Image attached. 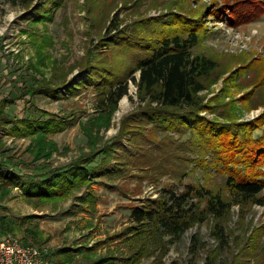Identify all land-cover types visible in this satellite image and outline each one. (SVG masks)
Returning <instances> with one entry per match:
<instances>
[{
  "label": "rangeland",
  "instance_id": "374dc122",
  "mask_svg": "<svg viewBox=\"0 0 264 264\" xmlns=\"http://www.w3.org/2000/svg\"><path fill=\"white\" fill-rule=\"evenodd\" d=\"M61 1L60 6L49 9V20L33 22L25 19L28 14L35 17L32 8L25 10L0 0V101L11 97L15 100L0 110L1 128L4 116H37L41 111L55 119L63 117L66 120L63 129L47 134V140L54 142L49 157L36 161L32 160L34 155L31 153L36 136H13L2 129L4 140L0 144V159L8 167L11 165L21 183L26 175L44 165H63L81 153L89 152V139L82 125L97 114L95 84L87 81L86 88L74 95H68L59 85L72 80L85 81L90 72H97L88 66L81 69L84 64L94 63L99 71L105 68L109 74L117 75L124 74L132 65L133 58L128 49L102 45L101 39L107 36L108 25L113 21L119 22V28L136 26L143 32H153L162 27L158 22L163 18H193L194 29L201 33L203 25L205 30L192 52L204 54L217 62V71L205 81V89L198 94L202 103L213 105L215 111L204 110L200 114L209 120H224L222 112L230 111L231 114L225 117L245 122L264 111V92L263 98L258 99L257 96L261 95L258 88L251 104L247 103V98L243 99L253 83H259L263 77L264 72L259 73V69L261 63L264 65V15L253 23L237 27L229 25L226 16L218 18L216 14H210L224 0ZM42 2L35 0L33 6ZM44 84L50 86L46 88ZM127 92L111 112L107 126L91 131L95 148L114 137L121 119L137 108V87L131 81H128ZM149 159L147 156L139 162L143 169H128L122 176L112 179L93 178L95 181L91 180L57 200L38 204L23 199L26 205L19 201L21 212L27 214L24 216L31 213L30 218L36 223L30 234L34 240L27 241L28 244L51 249L60 244L70 249L77 246L80 249L82 245L86 261L117 256L114 264H209L206 255L212 254L211 250L216 251V260L212 264H232V260H240L241 264H264V206L252 203L231 206L224 222L230 238L227 248H221L211 237L214 221L209 218L193 225L176 239L165 237L167 243L160 244L165 246L163 254L149 248V252L142 253L133 262L124 261L132 249L120 232L129 225L127 218L131 206L157 196L163 186L177 185L181 189V184L187 182L213 183L203 176L202 168H194L193 164L179 183L175 171H172L175 166H167L163 171L160 168L146 169L150 164H156ZM209 171L214 169L209 167ZM11 189H2L4 196L0 202L9 196ZM87 194L92 198L91 203L76 199V196ZM194 234L197 240L193 254L189 253V248Z\"/></svg>",
  "mask_w": 264,
  "mask_h": 264
},
{
  "label": "trees",
  "instance_id": "16d2710c",
  "mask_svg": "<svg viewBox=\"0 0 264 264\" xmlns=\"http://www.w3.org/2000/svg\"><path fill=\"white\" fill-rule=\"evenodd\" d=\"M6 1L25 10L32 8L35 17L28 14L25 19L33 22L49 20V9L60 6L62 2L50 0L47 3L43 0L33 6L35 0ZM210 14H216L218 18L226 16L231 26L247 25L264 15V0H224ZM114 23L108 25L107 36L101 42L102 45L128 49L133 63L125 73L109 74L105 68L99 71L94 63L84 64L81 69L88 66L98 73L90 72L85 81L72 80L59 85L66 89L68 95H74L81 88H86L87 81L95 84L97 114L82 125L89 139V152H83L63 165H44L26 175L23 183L18 176H8L0 163V199L4 196L1 193L4 187L19 186L28 201L39 204L57 200L79 190L91 180L95 181L93 178L112 179L122 176L128 169H143L139 167V162L147 156L151 163L156 161V164H150L146 169L160 168L163 171L167 166H175L172 171L181 183L193 164L194 168H202L203 176L213 183L187 182L181 184V189L177 185L163 186L157 196L131 206L127 218L129 225L124 232H120L124 242L132 249L124 261L133 262L142 253L149 252V248L163 254L165 246L160 244L167 243L165 237L176 239L193 225L209 218L214 221L211 237L221 248H227L230 238L224 222L231 206L246 203L264 206V111L245 122L225 117L231 114L230 111L222 112L224 120H209L200 114L204 110L215 111L213 105L202 103L198 94L205 89V81L217 71V62L204 54L192 52L205 30L202 25L201 33H198L194 29L193 18H163L158 22L162 27L153 32H143L136 26L119 28V22ZM259 70V73L264 72L263 63ZM128 81L137 87V108L121 119L114 137L95 148V137L91 131L107 126L118 101L128 94ZM44 85L46 88L50 86ZM257 88L261 90V95L257 97L262 99L264 73L260 82L253 83L245 94L243 99L247 98V103L251 104ZM14 101L13 97L2 99L0 110ZM48 115L41 111L37 116L3 117L2 125L7 134L36 136L31 147L33 161L49 157L54 142L47 140V134L66 125L63 117L55 119ZM209 167L214 171H209ZM76 199L82 203L92 202L90 194L76 196ZM30 216H23V219ZM13 224L14 221L7 215H0L1 234L12 233ZM196 240V235H192L189 253L196 251ZM21 242L28 244L26 240ZM210 252L212 254L206 256L208 263L212 264L216 260V251ZM116 259L117 256H105L85 260V264H114ZM239 261L232 260L230 263L241 264Z\"/></svg>",
  "mask_w": 264,
  "mask_h": 264
},
{
  "label": "crops",
  "instance_id": "0c3cea01",
  "mask_svg": "<svg viewBox=\"0 0 264 264\" xmlns=\"http://www.w3.org/2000/svg\"><path fill=\"white\" fill-rule=\"evenodd\" d=\"M2 129L3 128H1L0 125V144L2 139L4 140V138L2 137ZM0 163L4 165V170H6L8 176H17L16 171L10 167V164V166L8 167V164L1 159ZM6 187L9 188L10 186ZM23 199H25V192L20 189L19 186H13L9 196L5 197L3 202H0L2 206V208L0 209V215H7L14 221L12 234L17 235L22 240L33 241L34 239L30 234L32 233L34 224L36 223L33 221V218L23 219V216L27 215L23 213V211L21 212V205L19 204V201L22 200V202L24 203ZM28 215L32 214L30 213ZM77 247L70 249L67 245L64 244L57 245L52 249L47 247L50 252L51 264H85V247L82 245L80 246L82 247L80 249H78Z\"/></svg>",
  "mask_w": 264,
  "mask_h": 264
},
{
  "label": "built area",
  "instance_id": "2783aa9c",
  "mask_svg": "<svg viewBox=\"0 0 264 264\" xmlns=\"http://www.w3.org/2000/svg\"><path fill=\"white\" fill-rule=\"evenodd\" d=\"M0 264H51L50 252L46 247L23 244L9 233H0Z\"/></svg>",
  "mask_w": 264,
  "mask_h": 264
}]
</instances>
